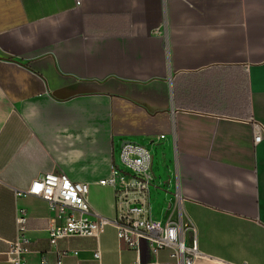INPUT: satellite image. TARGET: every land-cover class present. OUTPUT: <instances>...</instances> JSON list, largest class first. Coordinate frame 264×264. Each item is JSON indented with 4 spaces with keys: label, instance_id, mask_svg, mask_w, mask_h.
I'll return each instance as SVG.
<instances>
[{
    "label": "crops",
    "instance_id": "1",
    "mask_svg": "<svg viewBox=\"0 0 264 264\" xmlns=\"http://www.w3.org/2000/svg\"><path fill=\"white\" fill-rule=\"evenodd\" d=\"M255 123L264 131V0H0V264L18 208L27 264L154 260L147 241L138 253L119 238L116 189L100 183L127 141L153 154V217L182 199L193 264H264ZM49 172L90 184V218L110 220L101 233L50 244L47 200L19 195Z\"/></svg>",
    "mask_w": 264,
    "mask_h": 264
},
{
    "label": "built area",
    "instance_id": "2",
    "mask_svg": "<svg viewBox=\"0 0 264 264\" xmlns=\"http://www.w3.org/2000/svg\"><path fill=\"white\" fill-rule=\"evenodd\" d=\"M254 128L255 141L259 142L264 131L258 123ZM119 161L112 175L100 183L116 189L118 217L114 224L119 238L138 253L142 243L147 241L155 257L150 261L138 260L136 264H193L201 252L196 229L185 215L182 199L177 197L166 219H156L152 215L151 188L155 175L150 148L138 142H126L120 149ZM89 193V183L73 181L62 172H49L36 177L19 195L47 200L51 213L49 241L54 246L63 238L98 235L110 223L105 217L90 218ZM15 222L16 238L10 242L6 259L11 264H27L30 239L25 209H17ZM165 249L169 250V259L162 261L158 255ZM94 256L99 259L100 251H96ZM42 264H47L45 257Z\"/></svg>",
    "mask_w": 264,
    "mask_h": 264
},
{
    "label": "trees",
    "instance_id": "3",
    "mask_svg": "<svg viewBox=\"0 0 264 264\" xmlns=\"http://www.w3.org/2000/svg\"><path fill=\"white\" fill-rule=\"evenodd\" d=\"M234 85H235V83H232V86H234ZM249 107H250L249 100L247 98L246 93H244L241 96V98H237L232 102L233 113L237 114V112H238V115L244 114L246 112V110L249 109ZM234 109H235V111H234ZM246 115H247V113H246Z\"/></svg>",
    "mask_w": 264,
    "mask_h": 264
},
{
    "label": "water",
    "instance_id": "4",
    "mask_svg": "<svg viewBox=\"0 0 264 264\" xmlns=\"http://www.w3.org/2000/svg\"><path fill=\"white\" fill-rule=\"evenodd\" d=\"M127 142H130V141H127Z\"/></svg>",
    "mask_w": 264,
    "mask_h": 264
}]
</instances>
